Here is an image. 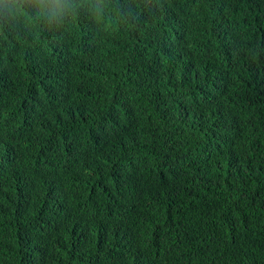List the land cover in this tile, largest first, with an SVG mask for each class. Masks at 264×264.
Instances as JSON below:
<instances>
[{"label":"trees","instance_id":"16d2710c","mask_svg":"<svg viewBox=\"0 0 264 264\" xmlns=\"http://www.w3.org/2000/svg\"><path fill=\"white\" fill-rule=\"evenodd\" d=\"M0 0V264H264V0Z\"/></svg>","mask_w":264,"mask_h":264},{"label":"clouds","instance_id":"9594fccd","mask_svg":"<svg viewBox=\"0 0 264 264\" xmlns=\"http://www.w3.org/2000/svg\"><path fill=\"white\" fill-rule=\"evenodd\" d=\"M50 4H51V7H50L49 11L52 14H59L63 11V9L58 6L59 0H50Z\"/></svg>","mask_w":264,"mask_h":264}]
</instances>
